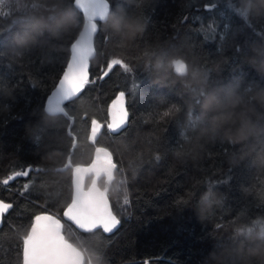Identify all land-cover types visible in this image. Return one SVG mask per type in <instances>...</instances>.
Wrapping results in <instances>:
<instances>
[{
	"label": "trees",
	"instance_id": "16d2710c",
	"mask_svg": "<svg viewBox=\"0 0 264 264\" xmlns=\"http://www.w3.org/2000/svg\"><path fill=\"white\" fill-rule=\"evenodd\" d=\"M64 2L71 5L70 0ZM110 3L113 8L125 3L130 13L144 20L146 29L133 43L121 46L118 37L104 32L98 22L90 70L98 77L111 59H122L133 72L114 66L103 80L86 86L81 97L65 105L71 120L62 114L42 119L46 99L70 57L71 42L53 56L42 44L16 65L7 49L13 36L30 26L41 3L0 4V100L6 102L0 103V199L13 204L0 225V264H22L23 236L32 218L45 211L63 216L72 199L74 168L91 163L100 147L111 152L115 165L111 176L103 174L96 182L108 193L120 223L112 233L99 229L87 233L64 221L65 237L86 252V264H93L97 253L104 264H208L214 246L223 244L235 227H254L256 219L264 217V170L253 167L250 160L230 166L226 156L234 149L221 143L209 146L196 162L182 160L189 147L182 129L192 135L191 126L185 125L187 94L179 84L163 87L154 82L168 71L169 59L184 56L211 73V87L241 76L264 86V77L236 53L238 45L247 51L249 43L264 39V28L254 31L246 26L228 8L229 0ZM212 4L216 7H206ZM15 9L25 14L6 15H14ZM12 19L17 21L14 25ZM216 61H222L218 69ZM137 80L140 87L134 89ZM121 91L128 123L119 133H111L107 129L111 105ZM5 105L10 111H2ZM93 119L103 125L94 142ZM36 125L46 131L33 140ZM28 168L33 169L29 176L3 184ZM209 185L223 195V202L201 223L194 207Z\"/></svg>",
	"mask_w": 264,
	"mask_h": 264
},
{
	"label": "clouds",
	"instance_id": "9594fccd",
	"mask_svg": "<svg viewBox=\"0 0 264 264\" xmlns=\"http://www.w3.org/2000/svg\"><path fill=\"white\" fill-rule=\"evenodd\" d=\"M39 2L41 8L30 17V26L14 35L7 49L9 59L16 65L21 64L30 50L40 48L42 44L48 47L50 55L60 53L66 44L75 43L83 30L77 13L71 5L66 7L64 0ZM240 6L246 12V16L240 17L246 26L254 31L258 27L264 28V0H240ZM101 24L104 32L118 37L121 46L133 43L146 29L144 20L130 13L125 3L117 4L115 8L110 5ZM237 49L243 63L264 77V39L249 43L247 51L241 45ZM221 63L214 62V67L218 69ZM178 64L183 65L182 71L177 70ZM167 66L168 71L154 82L163 87L179 84L188 97L185 125L191 126L188 131L192 135H186L182 129L189 147L180 158L196 162L209 146L221 143L234 149L226 156V163L230 166L250 160L253 167L264 170V86L256 80L245 82L241 76L234 78L235 82L211 87V73L201 63L184 56L172 57ZM7 95L11 98V93ZM2 111H10V105H5ZM49 115L51 113L45 108L42 119ZM34 128L33 140L42 138L46 129L39 125ZM222 202L221 193L212 187L206 188L194 207L201 223ZM93 264H104L100 253L94 257ZM208 264H264V217L257 218L254 227L252 224L235 227L223 244L214 246Z\"/></svg>",
	"mask_w": 264,
	"mask_h": 264
},
{
	"label": "snow or ice",
	"instance_id": "6c2138e0",
	"mask_svg": "<svg viewBox=\"0 0 264 264\" xmlns=\"http://www.w3.org/2000/svg\"><path fill=\"white\" fill-rule=\"evenodd\" d=\"M2 3H4V0H0V4ZM70 4L85 29L81 33L80 38L70 45V58L67 59L58 83L47 97L45 105L48 112L65 116H67L64 111L66 103L73 102L81 97V93L86 86L95 84L98 79L103 80L107 77L114 66L122 67L126 73L133 72V69L122 59H111L106 67L100 70L101 74L98 77L90 70V59L95 55L96 51L94 37L98 33V22H101L108 13L110 0H70ZM206 7L215 8L216 5L212 4ZM228 8L239 17L246 16L245 10L239 7L238 0H229ZM17 14L23 15L25 13L19 9H15L14 15L12 12L6 13L9 16ZM16 22L14 19L11 21L13 25ZM104 39L107 42L106 36ZM244 47L246 48V45ZM236 53L237 57H239L237 48ZM177 70L182 71L183 65L178 64ZM78 81L82 82L84 87L77 93ZM139 87V81H134V89H139ZM124 97L125 92L121 91L117 99L112 103L111 107L120 104L123 110L120 121L115 126L111 122L107 124V129L111 133H119L128 123V111L124 107ZM0 103L6 102L0 100ZM168 114V112L164 113L165 116ZM68 119L71 120L72 117H68ZM93 125H99V129L101 125L95 119L91 121L90 136L94 142V133L97 132V129ZM68 134L72 135L71 126H69ZM109 157H111L110 153ZM112 164L115 165L113 160ZM30 171H33V169L28 168L24 171H18L14 176H9L3 180V184L7 185L15 177H27ZM28 187V184L24 185L25 190ZM209 187L211 188L212 186L209 185ZM128 203V199L125 198L124 204L127 205ZM12 208V203L0 200V222H2L4 214ZM63 218H66V221L72 222L87 233H94L97 229L102 230L103 233H112L120 223L117 217L113 215L107 197L97 201L90 194L83 197L80 196L78 190L71 199V203L64 209ZM22 264H83V257L80 251L65 238L64 224L61 222V218L44 213L35 215L32 218L28 230L23 236Z\"/></svg>",
	"mask_w": 264,
	"mask_h": 264
},
{
	"label": "water",
	"instance_id": "95a60500",
	"mask_svg": "<svg viewBox=\"0 0 264 264\" xmlns=\"http://www.w3.org/2000/svg\"><path fill=\"white\" fill-rule=\"evenodd\" d=\"M110 5H111V3H110ZM84 29H85V26H83V30L80 32V36H81V33L84 31ZM98 30H99V25H98ZM96 35H95V37H96ZM80 36H79V38H80ZM95 37H94V47L96 50ZM70 54H71V52H70ZM95 55H96V51H95ZM95 55H93L92 58L90 59V66H91V60L95 57ZM57 83H58V81H57ZM77 83L79 84V87H76V92L78 93L84 87V84L82 82H79V81ZM54 88H55V86H54ZM54 88L51 90V92L54 90ZM51 92L49 93V95L51 94ZM124 107L126 108L125 102H124ZM122 110H123V108H122V105H120V104H117L114 107H112V110L110 113L109 123L111 122L113 124V126H115L120 121ZM64 111L67 113L66 109ZM51 114H58V113H51ZM96 121L101 125V127L99 129V125H93V127L95 129H97V132L94 133V135H95L94 141H96L98 139V137H99V135L103 129L102 123L99 120H96ZM91 139H92V137H91ZM109 153L111 154V152L107 148H101V147L97 148L95 150L94 158H93V161L91 163H89L88 165H79V166L74 168L73 179H72L73 180L72 198L77 193V190L79 191L80 196L83 197L85 195L90 194L97 201L101 200L103 197H107L108 201H109L110 209H111L113 215H115L117 217L116 213L113 210L111 199H110L108 193L106 192V190H104L97 182L92 181V182L88 183V179L90 178V176L93 173L112 171V169H113V164H112L113 158H112V154H111V157H109ZM85 166H87V167H85ZM0 200H2V199H0ZM4 202H6V201H4ZM70 203H71V201H70ZM44 213L55 215L58 218H61L62 223H64V221H66V218H63V216L60 217V216H58L52 212H49V211H45V212H42L40 214H44ZM2 221H3V219H2ZM67 222H69L71 225H73L77 230L83 231V230L79 229L76 225H74L72 222H70V221H67ZM1 224H2V222H0V225ZM69 243H72V242L69 241ZM72 244L80 251V253L82 254V257H83V264H86V260H87L86 252L83 249H81L80 247H78L76 244H74V243H72Z\"/></svg>",
	"mask_w": 264,
	"mask_h": 264
},
{
	"label": "rangeland",
	"instance_id": "374dc122",
	"mask_svg": "<svg viewBox=\"0 0 264 264\" xmlns=\"http://www.w3.org/2000/svg\"><path fill=\"white\" fill-rule=\"evenodd\" d=\"M105 173L108 174V176H111V172H99V173L96 172V173H94V177H93L92 181L96 182L97 179Z\"/></svg>",
	"mask_w": 264,
	"mask_h": 264
},
{
	"label": "flooded vegetation",
	"instance_id": "af4514ba",
	"mask_svg": "<svg viewBox=\"0 0 264 264\" xmlns=\"http://www.w3.org/2000/svg\"><path fill=\"white\" fill-rule=\"evenodd\" d=\"M96 173V172H95ZM97 173H99V172H97ZM106 174V173H105ZM93 177H94V173L90 176V178L91 179H93Z\"/></svg>",
	"mask_w": 264,
	"mask_h": 264
},
{
	"label": "bare ground",
	"instance_id": "6f19581e",
	"mask_svg": "<svg viewBox=\"0 0 264 264\" xmlns=\"http://www.w3.org/2000/svg\"><path fill=\"white\" fill-rule=\"evenodd\" d=\"M57 215V214H56ZM59 216V215H58ZM61 217V216H60Z\"/></svg>",
	"mask_w": 264,
	"mask_h": 264
}]
</instances>
